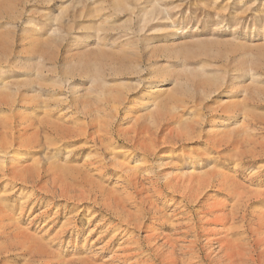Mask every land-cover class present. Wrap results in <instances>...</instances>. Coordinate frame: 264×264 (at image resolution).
Instances as JSON below:
<instances>
[{
	"label": "rangeland",
	"instance_id": "374dc122",
	"mask_svg": "<svg viewBox=\"0 0 264 264\" xmlns=\"http://www.w3.org/2000/svg\"><path fill=\"white\" fill-rule=\"evenodd\" d=\"M66 75L70 84L53 83ZM33 85L43 87L38 97ZM43 110L49 121L37 120ZM159 123L182 139L161 135L145 157L131 142H150ZM39 130L46 145L8 155L0 147L6 163L21 161L0 179V219L12 236L0 264H134L128 254L142 246L143 264H160L148 245L188 252L195 239L205 256L201 211L234 204L230 184L252 198L249 210H264V0H0V136L34 142ZM49 158L88 173L144 223L78 188L64 186L76 200L52 195L56 175L46 170L35 182L17 179ZM214 172L226 186L195 201L176 191Z\"/></svg>",
	"mask_w": 264,
	"mask_h": 264
},
{
	"label": "bare ground",
	"instance_id": "6f19581e",
	"mask_svg": "<svg viewBox=\"0 0 264 264\" xmlns=\"http://www.w3.org/2000/svg\"><path fill=\"white\" fill-rule=\"evenodd\" d=\"M40 64L45 65L46 63L40 62ZM41 83L44 84L43 82H40V81L38 84L40 85ZM53 83L63 86V85L70 84L71 82H70V77L66 75V80L58 78V80H55ZM34 86L35 85L31 86L32 89ZM149 87L150 86L148 85L146 89H148ZM40 89H43V87H40ZM40 89L38 88L33 89V91L37 93V95L34 93L36 97L39 96L38 90ZM163 90L165 89L164 88L160 89V91H163ZM20 96L21 98L18 100L19 102L28 103L32 99L31 98L27 100L26 99L27 95L25 96V94H22ZM16 99H17V94L14 95V103L16 102ZM25 107L21 108L22 112H25L27 110ZM41 108L42 107L39 106L38 104L37 109H41ZM30 115L32 116H30L29 119L35 120L34 116L36 115L34 114H30ZM36 117L38 118L37 119L38 121H44V122L49 121L48 119L49 114L47 115L45 110H43V112L41 111V113H39ZM91 125H95V124L92 123ZM87 126L88 125H86L85 127L87 128ZM55 129L57 133H60V130L58 128H55ZM44 130L46 132L48 131L49 135L53 133L52 127H45ZM84 130H82V132H85ZM103 130L100 129V131H103ZM166 133H169L168 135L173 136V137L175 136L178 139H180L182 137L183 130H179L177 128H168V127H165L162 123H159L156 125L155 131L151 133L150 142L148 143H146V141L140 142V140L137 139V140L132 141L131 143L135 147L134 149H140L141 151L144 152V156L148 157L147 154H153L155 152L156 146L162 140L161 135H165ZM99 135H97V137ZM167 137L166 138L163 137L164 143L166 141L168 142ZM98 139H100L102 142H106V139L105 141L104 139H101V138H98ZM144 140H146V138ZM49 143L50 142H48V144ZM161 144H163L162 141H161ZM43 145H46V142L43 141V139L41 138L40 130L34 142H27L24 140H19L16 137L13 138L8 133H5V135L0 136V147H1V150L5 152L6 155H8L9 149L11 147L23 146L24 149H29L30 147H33V146H43ZM260 146L264 149V143L263 144L260 143ZM240 154H241V151L237 152L236 150V154L234 155L240 156ZM230 157L232 158L233 154L230 155L229 158ZM4 160H5L4 157L1 156L0 157V179L5 178V177H10V176L14 177V169L20 168L19 167L21 163V161H19L20 159H17L16 161L17 163L15 165H18V166L16 167L13 164L10 165L6 163ZM51 160H54V159L49 158L47 160V164H45L44 166H41L39 168L37 167V169H35L34 171L32 170L30 175L28 176L25 174H21L18 176L17 179L19 181H24V182H28V181L35 182V178L40 177L42 170L43 171L46 170V172H51L52 174L56 175L53 185L48 190V192H51L52 195H56L66 200L68 199L76 200V199H79L80 196L75 193L71 195L70 191L64 188V186L68 185L69 187H72L73 189L78 188L84 195H87V197L89 199H92L94 202L100 201L107 210H109L114 215L118 216L120 219L129 221V222L134 221L139 225L144 223L141 217H136V218L132 217V214L126 209L125 203L120 198L113 196L111 194H107L103 190H99L93 184L92 180L90 179V175L88 173L80 172V173L73 174L69 172V169L68 170L61 169L60 165H56L55 163L51 162ZM232 175L227 174L226 177H229ZM221 176L222 174H218L214 172V173L207 175L206 177L190 178L187 180H183L179 182L178 185L176 186V191H179V193L183 197L193 199L195 201L197 197L200 194H202L205 191V189L210 185H213V186L225 185L226 186V181L224 179L221 180L220 179ZM226 177L225 179H228ZM229 188H231L229 192L231 196L236 195V198L238 196L237 200L235 199L236 202L234 204L230 205V204L224 203L223 206L222 204H220L221 208H218V207L216 208V205L214 204L215 207L207 208V206H205L203 208L204 211H201V214H202L201 220L203 222V225H207V227H204L202 225L204 227L202 228L205 230L204 231L201 230L203 237L206 236V239H208L207 243L205 244L207 247V252L205 256L201 255V251L198 246L199 239L193 240L192 244L190 243L192 246L190 245L189 248L188 247L186 248V249H189L188 252L180 251L183 254L189 253L191 256H189L188 258H185L184 256H182L183 254L177 251V248L175 245L167 246L168 244H164V243H162V245H159V244L148 245L147 246L148 247L147 251H149L147 253L148 256H152L155 259L160 260V264H197V263L198 264L199 263H203V264H264V210L260 211V209L262 208L258 210H252L253 209L252 208L251 210H249L251 207H253L250 205V201L252 198L242 191L239 192L238 187H236L234 183L230 184ZM218 210L222 212V214L220 213L221 215L219 214L220 216L216 218L212 216L210 217L212 213L214 214ZM3 211H4V205L0 203V215L1 216H3ZM2 219L3 218L0 219V250H3L7 245L11 243V240H12V236L10 235V232L7 230V228L5 227ZM212 234H214V237L209 239L210 235ZM25 240L27 242L33 243L31 239H25ZM215 243L218 244L217 247L214 246ZM31 247L32 249H34L33 244ZM142 247L138 248L135 252H132V253L129 252L128 254V256L131 259L135 258L134 264L135 263L143 264V262H145L146 260L143 255V253H145L146 250H143ZM47 253H48V256H51L52 252L48 251ZM192 257L197 260H194Z\"/></svg>",
	"mask_w": 264,
	"mask_h": 264
}]
</instances>
